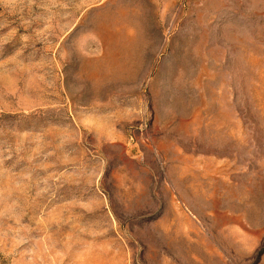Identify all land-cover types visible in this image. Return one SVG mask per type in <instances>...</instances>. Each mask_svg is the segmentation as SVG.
<instances>
[{"label": "rangeland", "instance_id": "1", "mask_svg": "<svg viewBox=\"0 0 264 264\" xmlns=\"http://www.w3.org/2000/svg\"><path fill=\"white\" fill-rule=\"evenodd\" d=\"M0 264H264V0H0Z\"/></svg>", "mask_w": 264, "mask_h": 264}]
</instances>
